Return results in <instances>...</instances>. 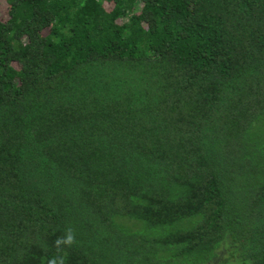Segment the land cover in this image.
I'll return each instance as SVG.
<instances>
[{
  "label": "trees",
  "instance_id": "trees-1",
  "mask_svg": "<svg viewBox=\"0 0 264 264\" xmlns=\"http://www.w3.org/2000/svg\"><path fill=\"white\" fill-rule=\"evenodd\" d=\"M224 242L264 264V0H0V264Z\"/></svg>",
  "mask_w": 264,
  "mask_h": 264
},
{
  "label": "rangeland",
  "instance_id": "rangeland-1",
  "mask_svg": "<svg viewBox=\"0 0 264 264\" xmlns=\"http://www.w3.org/2000/svg\"><path fill=\"white\" fill-rule=\"evenodd\" d=\"M238 262V248L229 242H224L217 251V256L208 264H236Z\"/></svg>",
  "mask_w": 264,
  "mask_h": 264
},
{
  "label": "clouds",
  "instance_id": "clouds-1",
  "mask_svg": "<svg viewBox=\"0 0 264 264\" xmlns=\"http://www.w3.org/2000/svg\"><path fill=\"white\" fill-rule=\"evenodd\" d=\"M55 243L57 248L71 247L76 243V235L74 230L71 228L66 229L64 235L59 237ZM49 264H66V258L60 256L54 260H50Z\"/></svg>",
  "mask_w": 264,
  "mask_h": 264
}]
</instances>
